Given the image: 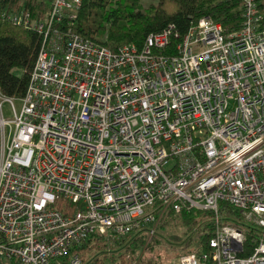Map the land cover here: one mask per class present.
Here are the masks:
<instances>
[{"label": "built area", "instance_id": "built-area-1", "mask_svg": "<svg viewBox=\"0 0 264 264\" xmlns=\"http://www.w3.org/2000/svg\"><path fill=\"white\" fill-rule=\"evenodd\" d=\"M241 1L238 32L204 17L174 48L171 25L117 51L73 30L84 0H52L44 19L0 10L42 40L25 96L0 93L1 260L90 264L78 249L97 236L137 264L133 234L195 210L212 213L210 250L173 264H264V238L241 257L246 233L221 212L264 233L263 15Z\"/></svg>", "mask_w": 264, "mask_h": 264}, {"label": "trees", "instance_id": "trees-1", "mask_svg": "<svg viewBox=\"0 0 264 264\" xmlns=\"http://www.w3.org/2000/svg\"><path fill=\"white\" fill-rule=\"evenodd\" d=\"M51 3L52 0H0V10L7 12L28 10L34 19H44L50 12ZM258 4L264 26V2L259 0ZM204 17H211L220 24L225 35L238 32L244 21L242 1L159 0L156 5H150L143 11L141 0H84L77 19L72 23V28L83 37L117 51L125 44H135L141 48L150 35L160 34L174 25L175 31L171 37V46L174 48L180 42L176 34L182 38L192 25L197 24ZM41 43V37L36 32L0 18V93L3 96L13 99H21L25 96ZM55 206L60 211L66 208V215L74 211V206L64 200H59ZM221 212L225 223L230 222L232 226L245 231L247 242L240 256L250 257L254 251V241L264 238V233L255 230L240 211L228 204H221ZM178 224L191 234L198 228L199 245L194 252L206 253L210 250L207 232L214 229L211 212L195 210L181 214L169 212L164 216L159 228L165 229L167 226ZM147 240L148 235L144 232L133 234L127 250L135 254L138 250L144 249ZM191 242L192 238L189 237L185 243L188 250L186 252L193 253L189 248ZM156 243L157 240L152 242V244ZM78 250L83 253L92 250L103 252V259L93 261L91 264H109L108 262L112 263L123 258L118 255L117 260L114 256L116 253L109 254L115 251H108L107 242L103 237H91ZM180 256H176L171 262H175ZM160 258V255L154 256L151 258V263H158ZM5 262L7 261L0 259V264H20L15 261ZM207 264L216 263L209 261Z\"/></svg>", "mask_w": 264, "mask_h": 264}, {"label": "rangeland", "instance_id": "rangeland-1", "mask_svg": "<svg viewBox=\"0 0 264 264\" xmlns=\"http://www.w3.org/2000/svg\"><path fill=\"white\" fill-rule=\"evenodd\" d=\"M262 1L264 2V0ZM158 2L159 0H141L142 10L144 11L150 5H156ZM16 106L20 107V103L17 102ZM3 111L6 117L13 116L12 108L8 103H5L3 105ZM196 229L198 230V228ZM195 230L194 232H192V234L188 233L187 229L179 224L167 226L165 229H163L162 227L161 228L158 227L156 236L152 239L148 238L147 247L145 246L144 249H142L141 251L138 250V252L135 254L129 252L127 248L126 251L132 254V259L133 260L135 259L137 261V264H150L151 258H153L154 256L157 257L158 255L161 256L162 260L160 258V260L156 264H173L171 260L174 259L176 256L190 253V252H186L188 250H186V244H185L189 237L192 238V242L189 248L193 250V252L198 249L200 233ZM154 240H157L158 243L152 244ZM115 253L116 255L114 256L117 260H118V255L123 256V258L120 259L119 261H115L112 263L108 262L107 260L106 261L109 264H123L124 255H125L124 251L122 249H118L116 252H110L109 254L113 255ZM84 255L87 260V263L90 262V264L93 261L103 259L104 256L103 252L99 250H92L90 252H85Z\"/></svg>", "mask_w": 264, "mask_h": 264}, {"label": "water", "instance_id": "water-1", "mask_svg": "<svg viewBox=\"0 0 264 264\" xmlns=\"http://www.w3.org/2000/svg\"><path fill=\"white\" fill-rule=\"evenodd\" d=\"M151 264V263H150Z\"/></svg>", "mask_w": 264, "mask_h": 264}]
</instances>
